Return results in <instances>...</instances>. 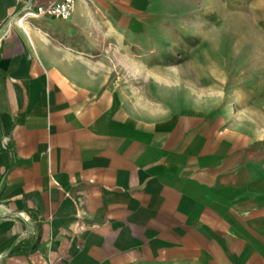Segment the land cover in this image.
Here are the masks:
<instances>
[{
    "label": "crops",
    "instance_id": "0c3cea01",
    "mask_svg": "<svg viewBox=\"0 0 264 264\" xmlns=\"http://www.w3.org/2000/svg\"><path fill=\"white\" fill-rule=\"evenodd\" d=\"M56 1L0 0V264H264V127L217 55L170 0L15 23Z\"/></svg>",
    "mask_w": 264,
    "mask_h": 264
},
{
    "label": "rangeland",
    "instance_id": "374dc122",
    "mask_svg": "<svg viewBox=\"0 0 264 264\" xmlns=\"http://www.w3.org/2000/svg\"><path fill=\"white\" fill-rule=\"evenodd\" d=\"M166 10L172 44L183 51L202 45L217 55L209 66L221 82L207 86L237 94L240 126L250 120L264 127V0H170Z\"/></svg>",
    "mask_w": 264,
    "mask_h": 264
},
{
    "label": "built area",
    "instance_id": "2783aa9c",
    "mask_svg": "<svg viewBox=\"0 0 264 264\" xmlns=\"http://www.w3.org/2000/svg\"><path fill=\"white\" fill-rule=\"evenodd\" d=\"M73 0H57L46 6H40L35 9L26 8L15 18V23L23 25L26 20L51 17L53 19L66 20L71 12Z\"/></svg>",
    "mask_w": 264,
    "mask_h": 264
}]
</instances>
